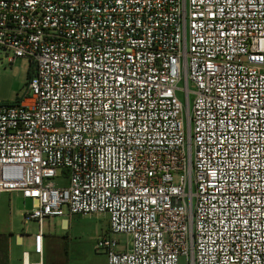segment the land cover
I'll return each mask as SVG.
<instances>
[{"label":"built area","instance_id":"2783aa9c","mask_svg":"<svg viewBox=\"0 0 264 264\" xmlns=\"http://www.w3.org/2000/svg\"><path fill=\"white\" fill-rule=\"evenodd\" d=\"M0 48L35 67L0 104L20 264L91 215L107 264H264V0H0Z\"/></svg>","mask_w":264,"mask_h":264},{"label":"rangeland","instance_id":"374dc122","mask_svg":"<svg viewBox=\"0 0 264 264\" xmlns=\"http://www.w3.org/2000/svg\"><path fill=\"white\" fill-rule=\"evenodd\" d=\"M34 70V65L28 59L18 58L10 61L7 53L0 48V104H12L19 101ZM179 96L182 98L181 95ZM59 182L60 180L57 179L56 183ZM31 208V201L19 194H0V235L14 234L15 237L16 234L26 236L36 233L38 223L26 222L24 218V214ZM63 210L65 215H68L67 207ZM67 220V230L62 231L61 219H47L44 227L46 234L68 237L71 255L74 259L79 257L77 261H80V264H98L105 255L97 252L94 246L98 237L106 231L108 222L106 216H73ZM121 240L125 242L124 237H121ZM21 253L22 249H14L13 258L21 257ZM180 264H185V260L181 259Z\"/></svg>","mask_w":264,"mask_h":264},{"label":"crops","instance_id":"0c3cea01","mask_svg":"<svg viewBox=\"0 0 264 264\" xmlns=\"http://www.w3.org/2000/svg\"><path fill=\"white\" fill-rule=\"evenodd\" d=\"M68 218H71L69 216L58 218L61 219V230L65 231L67 230V224H68ZM46 221V220H45ZM45 221L43 223V264H80V261H77L79 259L75 258L71 255L70 249H69V238L65 236H61L59 234H46L45 232ZM108 221V219H107ZM107 228H108V222H107ZM106 228V231H107ZM38 232V231H37ZM32 235H18L14 237V234H3L6 236V243H7V249H8V262L7 264H20L21 263V257L22 253L24 251L31 252V258L32 260H37V256L33 254V246H34V239ZM95 248V246H94ZM14 249H22L21 257L14 259L13 258V250ZM98 264H107V258H103L98 262Z\"/></svg>","mask_w":264,"mask_h":264},{"label":"trees","instance_id":"16d2710c","mask_svg":"<svg viewBox=\"0 0 264 264\" xmlns=\"http://www.w3.org/2000/svg\"><path fill=\"white\" fill-rule=\"evenodd\" d=\"M32 77H30L31 79ZM6 243V236L0 235V264H7L8 262V249Z\"/></svg>","mask_w":264,"mask_h":264}]
</instances>
